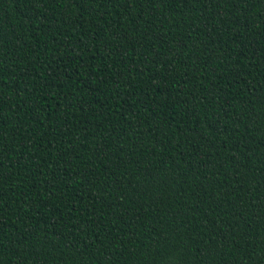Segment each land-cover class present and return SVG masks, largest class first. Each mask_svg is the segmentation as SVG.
Segmentation results:
<instances>
[{"label":"trees","instance_id":"obj_1","mask_svg":"<svg viewBox=\"0 0 264 264\" xmlns=\"http://www.w3.org/2000/svg\"><path fill=\"white\" fill-rule=\"evenodd\" d=\"M0 264H264V0H0Z\"/></svg>","mask_w":264,"mask_h":264}]
</instances>
